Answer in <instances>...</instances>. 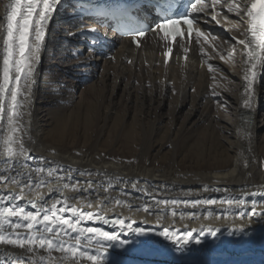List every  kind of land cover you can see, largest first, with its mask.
I'll return each mask as SVG.
<instances>
[{
	"label": "bare ground",
	"instance_id": "obj_1",
	"mask_svg": "<svg viewBox=\"0 0 264 264\" xmlns=\"http://www.w3.org/2000/svg\"><path fill=\"white\" fill-rule=\"evenodd\" d=\"M7 3L0 0V65ZM228 16L222 23L202 22L203 36L188 59L179 45L166 65L163 42L152 38L140 49L126 39L111 59L97 57L85 43L86 29L94 26L70 3L59 6L46 29L29 107L18 125L24 146L37 159L24 165L23 158L9 164L0 157V175L18 181H0V189L18 193L31 184L29 196L41 195L40 203L67 197L70 204L161 226L264 227L260 217L248 216L253 204L264 213V196L251 195L264 191V66L258 65L247 92L248 66L233 40L245 38L246 23L236 28V15ZM51 23L59 24L55 32ZM6 128L5 121L0 140ZM163 200L187 204L156 203ZM195 201L200 203L193 207ZM96 247L89 246V252L97 254ZM25 255L24 249L0 244V264L23 261ZM52 255L58 262L65 254ZM106 264L226 263L115 247L108 250Z\"/></svg>",
	"mask_w": 264,
	"mask_h": 264
},
{
	"label": "snow or ice",
	"instance_id": "obj_2",
	"mask_svg": "<svg viewBox=\"0 0 264 264\" xmlns=\"http://www.w3.org/2000/svg\"><path fill=\"white\" fill-rule=\"evenodd\" d=\"M64 3L65 0H9L6 5V27L2 65H0V128L5 121L7 124L5 135L0 140L3 144L0 157H3L6 163H19L20 158H23V164L28 165L32 160L37 159L24 146L18 135L23 131V126L18 125L29 107L34 72L40 60V50L44 43L46 29L57 8ZM147 6L146 4L145 7ZM159 6L166 12L174 7L173 4ZM218 6H221L220 0H207V2L206 0H188L184 11L158 18L159 22L152 26V30H163L166 38L169 36L182 38L180 25L185 24L191 35L194 30L193 24L199 17L203 16L206 20L219 23L216 20ZM226 11L236 15L239 22L234 23V27L239 28L240 22L246 23L245 38L233 37V40L241 46V54L245 57L244 62L248 67L245 70L244 80L248 85L246 91L251 93L253 80L257 75L256 69L258 65L264 66V3H261V0H229ZM86 31L95 32V29H86ZM132 35L136 38L134 42L139 46L138 38L145 36L146 30L137 29ZM199 35L203 36V33ZM90 45L94 47L96 41H91ZM203 51L201 48L202 54ZM171 52L172 48H169L168 53ZM231 55L232 53H229V56ZM221 59L224 57L221 56ZM245 104L250 106L248 101H245ZM48 174L51 175L50 170ZM23 175L31 178L30 174ZM9 179L13 183H18L15 177L0 175V181ZM39 186L37 184V187ZM32 191L31 184H26L18 193L8 191L5 194L4 190L0 189V244L14 245L27 253L23 261L12 258L9 264H18V261L19 264H24L25 261L27 264H54L56 258L52 255L53 251L65 254L56 264H65V261L78 264L81 259H87L90 264H106L109 249L131 246L136 236H147L152 231V229L133 227L134 222L125 223L122 218L107 219L102 214L103 210L96 213L84 211L75 204H70L67 197L55 200L50 205L47 202L40 203L43 197L37 194V199L33 200L29 196ZM251 195L264 196V193ZM156 203L164 205L171 203L173 206L178 203L187 204L177 200L170 202L163 200ZM199 203L200 201H195L192 206L196 207ZM207 203L215 204V200H208ZM29 205L32 210H26ZM148 210L145 207V211ZM243 214L242 212L241 215ZM172 215L175 216L176 212L173 211ZM248 216L249 220L255 217L264 220V213L257 212L255 204L252 205ZM86 222L110 225L112 230L105 231L102 227L82 226ZM236 231L245 232V226L240 225ZM219 232L220 228H214L212 225L191 230L185 227L182 231L173 226L172 230L164 227L157 234L183 250L189 244H200L206 235L215 237ZM193 233L196 235L194 236ZM129 235L131 239L126 238ZM65 237L74 243H69ZM92 244L97 246V254L89 252L88 247ZM40 249L46 250L47 256L37 255Z\"/></svg>",
	"mask_w": 264,
	"mask_h": 264
},
{
	"label": "rangeland",
	"instance_id": "obj_3",
	"mask_svg": "<svg viewBox=\"0 0 264 264\" xmlns=\"http://www.w3.org/2000/svg\"><path fill=\"white\" fill-rule=\"evenodd\" d=\"M262 104L264 105V99H263V101H262Z\"/></svg>",
	"mask_w": 264,
	"mask_h": 264
}]
</instances>
